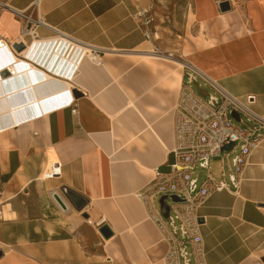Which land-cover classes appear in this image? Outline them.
Instances as JSON below:
<instances>
[{
    "label": "crops",
    "instance_id": "obj_1",
    "mask_svg": "<svg viewBox=\"0 0 264 264\" xmlns=\"http://www.w3.org/2000/svg\"><path fill=\"white\" fill-rule=\"evenodd\" d=\"M0 1L18 10L37 1L42 38L62 34L113 51L101 65L83 59L70 82L23 62L0 81V264H163L167 245L135 193L155 169L171 170V105L183 71L152 66L161 58L143 54L152 33L147 38L140 13L151 11V0ZM220 1L193 0L192 25L204 39L192 41L191 63L264 117V0H247L241 20L235 10L222 12ZM20 27L13 11H0L9 44H20ZM11 62L0 50V66ZM63 188L88 199L86 206L77 210ZM199 215L209 264H264V139L238 192L213 193ZM104 223L109 239L99 231Z\"/></svg>",
    "mask_w": 264,
    "mask_h": 264
},
{
    "label": "built area",
    "instance_id": "obj_2",
    "mask_svg": "<svg viewBox=\"0 0 264 264\" xmlns=\"http://www.w3.org/2000/svg\"><path fill=\"white\" fill-rule=\"evenodd\" d=\"M5 9H10L19 18L20 41L17 43H23L27 53L22 56L14 43L9 44L0 36V50L8 49L13 56V62L0 66V81L16 76L17 65L23 62L45 75L70 82L83 59L101 65L104 55L113 52L62 34L42 38L38 26L44 23L37 1L27 10L15 9L0 1V11ZM148 13L143 10L140 16L146 18L143 21L145 33L150 38L152 16ZM25 37H30V41L27 42ZM200 79L213 92L203 91L201 84L199 87L203 92L196 91L193 84L199 83ZM251 97L248 96V101ZM234 111L239 113V121L233 116ZM173 121L174 162L171 170L155 169L153 180L135 196L167 245L164 264H209L199 209L215 192H238L250 156L264 139V117L254 113L201 70L186 64L173 109ZM230 144L232 146L226 149ZM59 171L56 168L45 176L53 177ZM1 195L0 187V217ZM172 195L180 200H174ZM163 197L169 207L167 215L161 203Z\"/></svg>",
    "mask_w": 264,
    "mask_h": 264
},
{
    "label": "rangeland",
    "instance_id": "obj_3",
    "mask_svg": "<svg viewBox=\"0 0 264 264\" xmlns=\"http://www.w3.org/2000/svg\"><path fill=\"white\" fill-rule=\"evenodd\" d=\"M246 1L247 0H231V10L236 11L235 14L238 15L239 20L244 17L242 11H244ZM192 4L193 0H151V11L148 14L152 16V23H150L152 30V42L151 46L149 47V50H154L156 52L163 53L166 55L171 54L178 59L191 63L192 41L194 40L195 43H198L199 39H204L202 33L196 32L197 26L192 25ZM145 19L146 18L143 16V21ZM235 20L237 19L233 17L232 21ZM192 30H195V32H193ZM198 33L200 34V38L193 37V34L196 35ZM141 59L146 61V59H143V57ZM155 62L159 63V67L167 68V66H172V69L179 67L178 65L164 59L154 60V63H151L149 61V64L152 66H157V63ZM167 69L170 70L169 67ZM180 70L182 73L183 67H181ZM199 84H201L203 91L207 93L213 92V90L208 86H205L204 82L200 79L199 83L193 84L194 89L199 93L203 92L200 89ZM155 90L152 89L150 91V93L152 94L150 97L148 96L149 98L147 100L151 99L152 96H154V92H156ZM179 90L180 87L177 91V94L175 95L171 107H173L176 103ZM147 100H144V102L141 100V104H147ZM137 104L143 106L140 104V101H137ZM243 118L244 122L247 123L245 115H243ZM217 160L218 159H215V161ZM161 169L163 171H167L168 167L163 166ZM158 258L162 257L158 256ZM157 262L159 261H156L155 263Z\"/></svg>",
    "mask_w": 264,
    "mask_h": 264
},
{
    "label": "water",
    "instance_id": "obj_4",
    "mask_svg": "<svg viewBox=\"0 0 264 264\" xmlns=\"http://www.w3.org/2000/svg\"><path fill=\"white\" fill-rule=\"evenodd\" d=\"M219 7L221 9L222 12H226V11H230L232 9V4H231V1L230 0H223V1H220L219 3ZM15 48L18 50V51H22L24 48H25V45L23 43H20V44H16L15 45ZM7 74V72H6ZM73 95L75 97H80L81 96V93L74 89L73 90ZM233 116L239 121L240 120V117H239V113L237 112H233ZM232 146V144L226 146L225 148L226 149H229L230 147ZM63 193V196L77 209V210H82L87 202H88V199H86L84 196H82L81 194L75 192V191H72L70 189H67V188H63L61 190ZM56 199L57 201L64 207V208H67L66 204H65V201L63 200V198L61 197V195H59L58 193H56ZM172 198L176 201H179L180 199L176 196V195H172ZM164 199L165 197L162 198L161 200V203L163 205V210H164V213L167 215L168 212H169V207L167 205H165L164 203ZM84 217L88 218V214H84ZM200 221L202 222V219H200ZM99 231L100 233L102 234V236L105 238V239H109L113 236V230L111 228V226L107 223H104L103 225H101L99 227ZM0 255H1V252H0Z\"/></svg>",
    "mask_w": 264,
    "mask_h": 264
},
{
    "label": "bare ground",
    "instance_id": "obj_5",
    "mask_svg": "<svg viewBox=\"0 0 264 264\" xmlns=\"http://www.w3.org/2000/svg\"><path fill=\"white\" fill-rule=\"evenodd\" d=\"M145 53H143L146 57H152V58H161V59H164V60H167V61H172L173 63H175L176 65H178L180 68L181 67H184L186 64H191L192 66L198 68L199 70H201L203 73H205L201 68H199L198 66H196L195 64L193 63H190V62H186L184 60H181V59H178L176 58L175 56H171V55H166V54H163V53H159V52H156L154 50H150V51H143ZM140 53V52H139ZM142 55V54H141ZM206 74V73H205ZM207 75V74H206ZM208 76V75H207ZM49 77V76H47ZM209 77V76H208ZM50 79H52V77H49ZM48 78V80H49ZM53 80V79H52ZM216 81L217 83V80H214ZM69 85V84H68ZM71 89V88H69ZM57 193V192H56ZM11 215V214H9Z\"/></svg>",
    "mask_w": 264,
    "mask_h": 264
}]
</instances>
